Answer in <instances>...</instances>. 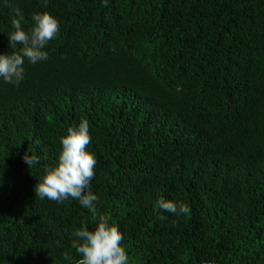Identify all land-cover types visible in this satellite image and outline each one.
<instances>
[{"label": "trees", "instance_id": "16d2710c", "mask_svg": "<svg viewBox=\"0 0 264 264\" xmlns=\"http://www.w3.org/2000/svg\"><path fill=\"white\" fill-rule=\"evenodd\" d=\"M12 8L59 32L18 85L0 80V264H74L71 233L100 215L129 264H264V0H0L3 54L22 47ZM81 119L95 218L34 193Z\"/></svg>", "mask_w": 264, "mask_h": 264}, {"label": "clouds", "instance_id": "9594fccd", "mask_svg": "<svg viewBox=\"0 0 264 264\" xmlns=\"http://www.w3.org/2000/svg\"><path fill=\"white\" fill-rule=\"evenodd\" d=\"M46 5L47 0H44ZM10 11L18 19L11 21L14 31L7 36L9 47L15 49L16 44L22 47L18 51L13 50L11 54L0 53V80L18 85L24 79L25 60L36 64L48 59L44 49L57 36L59 21L48 12L34 13L31 17L34 25L25 31L21 24L23 16L20 10L12 8ZM90 140L86 119L67 128V134L60 138L61 147L54 166L45 167L43 177L34 186L36 197L57 203L75 199L93 218L96 217L95 202L98 197L89 190V185L97 161L95 155L87 150ZM22 159L30 169L40 163L39 156L27 152ZM156 206L173 215H186L190 211L186 204L164 198H158ZM110 220V216L100 215L94 229L89 230L81 225L71 233V247L78 256L74 264H129V257L121 243L123 235L117 226L109 223ZM69 259L65 254L64 260Z\"/></svg>", "mask_w": 264, "mask_h": 264}]
</instances>
